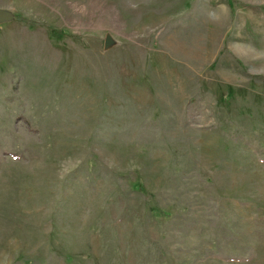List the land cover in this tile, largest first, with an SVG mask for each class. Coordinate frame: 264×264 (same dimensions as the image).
<instances>
[{"label":"rangeland","instance_id":"374dc122","mask_svg":"<svg viewBox=\"0 0 264 264\" xmlns=\"http://www.w3.org/2000/svg\"><path fill=\"white\" fill-rule=\"evenodd\" d=\"M0 8V264H264V0Z\"/></svg>","mask_w":264,"mask_h":264},{"label":"water","instance_id":"95a60500","mask_svg":"<svg viewBox=\"0 0 264 264\" xmlns=\"http://www.w3.org/2000/svg\"><path fill=\"white\" fill-rule=\"evenodd\" d=\"M13 18L14 15L10 10L0 8V24L10 22Z\"/></svg>","mask_w":264,"mask_h":264}]
</instances>
